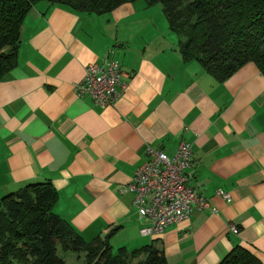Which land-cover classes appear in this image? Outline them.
Masks as SVG:
<instances>
[{
	"label": "crops",
	"instance_id": "crops-1",
	"mask_svg": "<svg viewBox=\"0 0 264 264\" xmlns=\"http://www.w3.org/2000/svg\"><path fill=\"white\" fill-rule=\"evenodd\" d=\"M146 4H124L110 19L47 2L28 13L17 65L0 81V195L50 181L55 214L88 242L115 229L114 252L155 241L167 264H219L243 246L264 264V75L250 63L219 82L185 62L168 22L134 19ZM110 53L125 88L102 108L74 84ZM183 141L193 148L191 185L209 208L143 237L148 220L122 189L147 145L172 158Z\"/></svg>",
	"mask_w": 264,
	"mask_h": 264
},
{
	"label": "trees",
	"instance_id": "trees-1",
	"mask_svg": "<svg viewBox=\"0 0 264 264\" xmlns=\"http://www.w3.org/2000/svg\"><path fill=\"white\" fill-rule=\"evenodd\" d=\"M43 1L81 14L102 15L136 0H0V81L17 65L28 13ZM144 1L148 6L164 5L185 62L197 61L219 82L250 63L264 75V0ZM57 199L50 181L28 184L0 198V264H68L61 250L82 254L76 256L82 264H167L155 241L132 252L119 248L115 253L111 244L115 229L86 241L55 214ZM219 264L262 263L249 249L237 246Z\"/></svg>",
	"mask_w": 264,
	"mask_h": 264
},
{
	"label": "built area",
	"instance_id": "built-area-1",
	"mask_svg": "<svg viewBox=\"0 0 264 264\" xmlns=\"http://www.w3.org/2000/svg\"><path fill=\"white\" fill-rule=\"evenodd\" d=\"M122 75L119 61L110 53L103 63L85 67L83 78L74 84L75 93L102 108L114 106L125 88ZM145 154L146 160L122 193L133 195V206L140 218L148 220L140 229L141 236L156 238L169 226L188 220L195 209H208L209 200L191 185L188 170L194 167L195 160L190 143L181 142L172 158L150 145ZM218 194L229 198L221 192ZM231 229L234 234L239 233L237 227Z\"/></svg>",
	"mask_w": 264,
	"mask_h": 264
},
{
	"label": "rangeland",
	"instance_id": "rangeland-1",
	"mask_svg": "<svg viewBox=\"0 0 264 264\" xmlns=\"http://www.w3.org/2000/svg\"><path fill=\"white\" fill-rule=\"evenodd\" d=\"M43 2H46V1H43ZM133 3H139V5H141V4H145L146 2L144 0H136ZM137 8H138V11H137L134 19L139 21V22H142V23H144V22H160L162 24H164L165 21L168 22L166 14L164 12V5L163 4H156V5H152V6L147 5L146 6L147 9L145 8L144 10H141L139 8V6H137ZM111 14L112 13L110 12L107 14H102V15H97V16L107 15V17H109L107 19H110ZM5 196L6 195H0V198H3ZM112 243H114V242H112ZM116 252H117V250H115V253ZM60 255L66 259L68 264H82V262L76 260L77 259L76 256H82V254L73 255L71 253H67V252L61 250ZM84 259H85V256H84ZM81 260L83 261V257L81 258ZM135 262H137V261H135Z\"/></svg>",
	"mask_w": 264,
	"mask_h": 264
}]
</instances>
